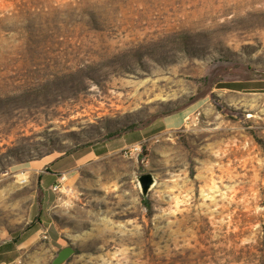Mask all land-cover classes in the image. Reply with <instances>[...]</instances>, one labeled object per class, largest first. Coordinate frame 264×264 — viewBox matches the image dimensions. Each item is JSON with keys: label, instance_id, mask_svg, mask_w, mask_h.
I'll list each match as a JSON object with an SVG mask.
<instances>
[{"label": "rangeland", "instance_id": "374dc122", "mask_svg": "<svg viewBox=\"0 0 264 264\" xmlns=\"http://www.w3.org/2000/svg\"><path fill=\"white\" fill-rule=\"evenodd\" d=\"M65 247L264 264V0H0V264Z\"/></svg>", "mask_w": 264, "mask_h": 264}, {"label": "crops", "instance_id": "0c3cea01", "mask_svg": "<svg viewBox=\"0 0 264 264\" xmlns=\"http://www.w3.org/2000/svg\"><path fill=\"white\" fill-rule=\"evenodd\" d=\"M186 113L185 111H178L174 114L165 116L162 118V122H163V127L166 129H175L180 127L183 122L186 119ZM91 155L93 157H97L100 156L101 153H99L98 151H92ZM71 159V160H70ZM70 161H66L64 163L62 162H57L55 163V165L50 169V171H47L45 173H43V175H40V180H39V186L41 188L45 187L46 185L48 186V183L52 181V179L59 173H68V172H72L76 166V160L72 157H70ZM72 174V173H71ZM69 173V176L71 175ZM70 177H73V175H71Z\"/></svg>", "mask_w": 264, "mask_h": 264}, {"label": "water", "instance_id": "95a60500", "mask_svg": "<svg viewBox=\"0 0 264 264\" xmlns=\"http://www.w3.org/2000/svg\"><path fill=\"white\" fill-rule=\"evenodd\" d=\"M139 183L141 185L142 191L145 192L148 186L151 183V178L149 175H143L139 178ZM74 251L71 247H65L61 249L56 257L53 259L52 264H62L65 262L71 255H73Z\"/></svg>", "mask_w": 264, "mask_h": 264}, {"label": "trees", "instance_id": "16d2710c", "mask_svg": "<svg viewBox=\"0 0 264 264\" xmlns=\"http://www.w3.org/2000/svg\"><path fill=\"white\" fill-rule=\"evenodd\" d=\"M176 112H178V111H177V110H174V111H172V113H170L169 115L174 114V113H176ZM143 204H144V206H145L146 208H148L147 203H143ZM19 237H20V238H19ZM13 240H14L15 243H20V242H21V235L14 237Z\"/></svg>", "mask_w": 264, "mask_h": 264}, {"label": "built area", "instance_id": "2783aa9c", "mask_svg": "<svg viewBox=\"0 0 264 264\" xmlns=\"http://www.w3.org/2000/svg\"><path fill=\"white\" fill-rule=\"evenodd\" d=\"M138 149V147H133V150H137ZM64 179V177L63 176H61L59 179H58V184L57 185H54V187H53V190H58L59 189V183L62 181Z\"/></svg>", "mask_w": 264, "mask_h": 264}]
</instances>
